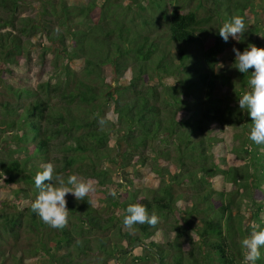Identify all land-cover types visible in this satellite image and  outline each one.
<instances>
[{
  "label": "trees",
  "instance_id": "1",
  "mask_svg": "<svg viewBox=\"0 0 264 264\" xmlns=\"http://www.w3.org/2000/svg\"><path fill=\"white\" fill-rule=\"evenodd\" d=\"M24 1L0 0V184L23 185L12 210L0 201V264H110L117 252L119 264L130 255L243 264L247 221L264 228V145L249 140L251 118L232 105L249 74L233 79L220 61L234 47L264 48V0H37L35 17L18 16ZM235 14L247 31L225 42L218 29ZM38 34L46 42L34 60ZM220 84L234 97L218 95ZM104 161L122 164L130 185L121 188ZM48 162L54 176L94 184L85 200L67 195L63 229L31 208L35 174ZM147 165L158 183L137 187ZM135 202L155 210V227L123 226ZM137 240L148 246L128 252Z\"/></svg>",
  "mask_w": 264,
  "mask_h": 264
},
{
  "label": "clouds",
  "instance_id": "2",
  "mask_svg": "<svg viewBox=\"0 0 264 264\" xmlns=\"http://www.w3.org/2000/svg\"><path fill=\"white\" fill-rule=\"evenodd\" d=\"M58 30L57 28L56 31ZM246 31L245 17L238 14L223 21L218 29L219 36L225 42L229 37L239 42ZM233 52L235 68L242 74H249V88L238 97L239 108L251 118L248 138L257 145H264V48L249 43L243 51L234 47ZM99 123L103 126L106 121L100 119ZM54 172L55 166L48 162L35 174L34 183L39 191L31 208L51 228L63 229L69 222L67 195L72 194L76 201H82L95 189L90 179L77 174L69 175L65 179L59 175L54 176ZM108 191L113 198L116 197L114 189ZM87 201L91 205V200ZM158 222L159 217L155 210L149 213L147 207L140 202L130 203L123 218V226L127 229H133L137 224L155 227ZM247 224L251 232L240 242L243 260L244 264H256L261 257L260 249L264 247V228H259L252 220L247 221Z\"/></svg>",
  "mask_w": 264,
  "mask_h": 264
},
{
  "label": "rangeland",
  "instance_id": "3",
  "mask_svg": "<svg viewBox=\"0 0 264 264\" xmlns=\"http://www.w3.org/2000/svg\"><path fill=\"white\" fill-rule=\"evenodd\" d=\"M104 1L105 0H98L99 5H101ZM115 1L116 2L122 1L123 3L129 2V0H115ZM39 3L40 2H38L37 0H26V1H24V4L22 5V7L19 10L18 16L35 17L39 11ZM170 9H172V5H170ZM98 13H99V9H96L91 14L90 17L92 18V22L95 21V19L98 16ZM200 13L203 14L204 10L201 9ZM5 29H7V28L1 29V30H5ZM162 31H164V26H163ZM32 41H33L32 42L33 45H30V48L32 51V56H33L34 60H37L39 52H40V45L39 44L45 43L46 39L44 38V35L38 34V36L34 37ZM192 50H193V52H197L198 48L194 47V48H192ZM50 57L52 58L53 56H50ZM234 61H235V54L231 50L226 52L221 57V61H220L221 68L229 71V74H232L233 79L237 78V76H238L237 75L238 73H236L238 70L234 67V65H235ZM73 66H75V65H73ZM48 78H49V76L47 74L44 77V79H48ZM171 79H172V77L169 78V80H171ZM169 80H165V82H167ZM238 88L239 89L241 88L240 84L238 85ZM216 93L218 95H227V96H232V97H234L233 95H235L234 88L230 84H220L216 89ZM232 105L239 106L238 101L235 100L234 98L232 100ZM218 133H219V131H218ZM112 136H113V139L115 140V142H121V149H122V146L124 143L123 137H120L119 134H117V133H114ZM147 153L152 154L153 152L151 149H148ZM103 167H109L114 172V174H113L114 180L119 181L121 188H125L127 185H130V180L127 178L128 174L123 169L122 164H120V163L116 164V163L104 161ZM137 179L139 180V182L136 183L137 187H141V186L143 187L145 185H147L148 187H150V186L154 187L158 183V181H157L158 179L155 177L153 171L151 170V165H147L143 168H140ZM17 186L22 187L23 185H22V183L21 184L19 183L17 185H13V186H8L6 184H0V201H2L4 203V208H6L8 210L13 209V208L9 207V204H12V201L15 200V198H14L15 195L13 194V192H14V189L17 188ZM250 205L251 204L248 203V206H250ZM1 208H2V205H0V209ZM31 243H33V241L31 242V240H29V239H22V241L20 242V247L25 248V249L30 248L32 245ZM137 252L140 254H144L145 251L139 249ZM124 261L126 262L125 264H130V263H132V264H156L155 259L145 260V259L141 258V260H139V262H137L134 260L133 255L128 256L127 260L125 259ZM115 262L116 261H114L113 258L109 260L110 264H116Z\"/></svg>",
  "mask_w": 264,
  "mask_h": 264
},
{
  "label": "water",
  "instance_id": "4",
  "mask_svg": "<svg viewBox=\"0 0 264 264\" xmlns=\"http://www.w3.org/2000/svg\"><path fill=\"white\" fill-rule=\"evenodd\" d=\"M141 245H146V244H143V242H141L140 240H137V241H135L134 243H133V246L132 247H128L127 248V251L128 252H130V251H132V249H133V247H138V246H141ZM146 246H148V245H146ZM155 255H158V252L155 250V249H153V248H151L150 249ZM119 256H120V254L117 252L116 254H115V260L114 261H116V264H119V261H117L118 259H119ZM159 256V255H158ZM161 258L159 257V259H158V263L157 264H161Z\"/></svg>",
  "mask_w": 264,
  "mask_h": 264
}]
</instances>
